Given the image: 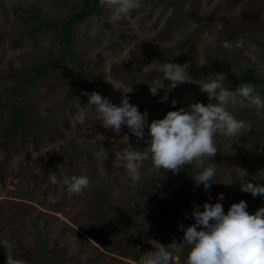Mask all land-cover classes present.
Segmentation results:
<instances>
[{"label":"rangeland","instance_id":"rangeland-1","mask_svg":"<svg viewBox=\"0 0 264 264\" xmlns=\"http://www.w3.org/2000/svg\"><path fill=\"white\" fill-rule=\"evenodd\" d=\"M82 3L0 0V241L12 244L11 250L0 246V264H6L9 251L25 264H137L145 252L154 250L149 240L179 244L184 235L179 225L195 223L157 217L149 200L157 187L171 209L186 213L205 202L227 204L240 189L238 168L247 171L246 179L257 182L253 164L264 159V118L255 108L229 105L228 110L251 129L233 141L217 135L218 152L212 161L193 162L176 174L154 170L151 161H145L141 180L134 184L116 166L115 154L127 147L125 134L143 151L147 127L144 139L126 125L119 134L105 129L95 109H88L83 93L101 94L104 88L110 102L119 106L121 90L132 88L129 102L146 111L150 123L170 110L209 103L200 86L217 73L225 75L226 87L234 85L242 71L264 78V0H141V7L115 26L108 21L110 12L100 6L74 28L61 64L32 77L33 64L58 56L62 48L60 27L40 25L34 15L47 22L63 21ZM176 7L182 11L174 19ZM238 39L244 48L228 51L222 46L225 40L234 44ZM250 44L257 46L255 52H249ZM165 62L189 65L192 82L167 92L162 102L165 89L153 96L145 82L162 81L157 66ZM169 83L163 80L165 88ZM252 84L264 97V86ZM20 97L24 125L6 134ZM172 100L177 101L174 106ZM81 113L82 122L72 129L69 118ZM102 146L107 160L95 155ZM212 163L216 174L211 188L196 187L193 175ZM53 174L59 180L86 175L91 185L83 195L69 194L65 185L50 182ZM258 182L264 184V179ZM221 193L224 199L218 200ZM245 201L250 213L264 207L262 201ZM108 227L118 233L110 251L96 240ZM174 256L175 264H184L187 250L177 249Z\"/></svg>","mask_w":264,"mask_h":264},{"label":"clouds","instance_id":"clouds-1","mask_svg":"<svg viewBox=\"0 0 264 264\" xmlns=\"http://www.w3.org/2000/svg\"><path fill=\"white\" fill-rule=\"evenodd\" d=\"M99 4L110 12L108 21L115 26L133 10H138L141 0H99ZM97 27L93 26V32ZM222 46L228 51H234L244 48V41L238 39L233 44L225 40ZM256 50L255 44L249 45V52ZM188 67L186 63H162L157 66V70L163 74V80L170 81L167 87L165 88L163 80H149L145 83L153 96L158 95V90L165 89L162 102L166 101L167 92L182 83L192 82ZM224 81L225 75L217 73L215 78L200 86V91L207 94L209 103L195 102L187 108L170 110L162 119H153L150 123L148 113L141 112L137 105L129 102L127 93L132 88L130 91L120 89L122 98L119 106L96 91H85L83 94L88 96V109H95L97 119L105 129L111 128L119 134L122 126L126 125L138 139H144L147 127L149 139L143 151L134 148L125 134L123 137L127 147L120 154H115L116 166L122 167L135 184L141 180L140 169L145 161H151L154 170L163 169L176 174L193 162L212 161L218 152L215 140L217 135L233 141L242 136L244 130H250L249 124L237 119L228 110L229 105L255 108L256 114L264 118V97L258 93L254 84L243 83L235 90H229ZM213 99L214 103L211 102ZM176 103V100H172L173 106ZM77 107H80L78 102ZM83 116L81 113L74 119L69 118L72 129L82 122ZM95 155L108 159L107 150L103 146ZM238 169L240 190L250 193L254 198L257 195L264 196V184L258 182L264 179V169L258 170L255 183L246 179V170ZM215 174L216 164L212 163L196 171L192 178L196 187L202 184L207 191L211 188ZM50 182L65 185L69 194L77 196L83 195L91 185V180L86 175L65 176L59 180L53 174ZM223 199V193L219 194L218 200ZM247 209L248 205L244 200L232 203L226 213L220 202H205L203 211L198 205H194L192 216L195 223L187 228L183 224L179 225L184 232L182 242L178 244L173 241L164 245L151 239L148 243L154 250L145 252L137 264H175L174 253L177 249L181 252L187 250L184 264H264V207L258 208L254 213ZM0 246L12 249V244L7 239L0 241ZM6 264H25V261L16 258L9 251L6 254Z\"/></svg>","mask_w":264,"mask_h":264},{"label":"trees","instance_id":"trees-1","mask_svg":"<svg viewBox=\"0 0 264 264\" xmlns=\"http://www.w3.org/2000/svg\"><path fill=\"white\" fill-rule=\"evenodd\" d=\"M161 1H168L169 3H174L176 0H161ZM99 0H83L82 5L72 11L68 17L63 21H55L50 22L41 19L39 16L34 15L40 25H58L60 27V44L62 46L61 52L58 56H55L53 58H50L49 60L41 63H36L31 66V71L33 73L32 77H37L42 74H46L50 72L52 69H54L55 66H59L64 58L65 51L68 49L67 45L72 39L74 28L81 23L83 20H86V17L91 14L94 11H99ZM178 7V6H177ZM176 7V12H174V19L178 18L180 15L182 9ZM175 21V20H174ZM173 23V22H172ZM169 31L171 32L173 30V24L168 23ZM240 83H259L264 86V78L254 75L251 71H242L239 73V78L235 81L234 85L229 86L228 88L235 89L236 86H238ZM102 87V85H101ZM25 94V93H24ZM23 94V96H24ZM101 95L106 97L104 88H102ZM192 95H186V97H191ZM25 115V107L22 103V98L20 97L17 101L13 114L11 115V118L9 120V125L6 127V134L12 131L13 129L18 128L20 125L23 124V116ZM244 116V115H243ZM264 169V159H259L253 164V170L258 171ZM192 176V174H189ZM161 189L159 187L156 188V191L152 193L149 200L153 203L155 209L157 210V217L164 218V219H170V220H176L181 223H187L190 220H194L192 216V212L194 211V206L190 208V210L186 213H179L178 211H175L171 209L170 204L165 201L163 197H161L160 194ZM237 194H235L230 201H228L227 204L223 205L225 213L227 212L228 208L232 203H237L240 200H246L251 199L255 201L256 203H261L264 205V196L257 195L255 198L250 193H245L241 191L240 189L236 190ZM199 209L203 211V205H198ZM119 219V218H118ZM124 229V228H123ZM122 229V230H123ZM109 227L106 229H103L100 231V235L96 238L100 246L107 251H110L114 248L115 242H117V235L118 233H113Z\"/></svg>","mask_w":264,"mask_h":264}]
</instances>
